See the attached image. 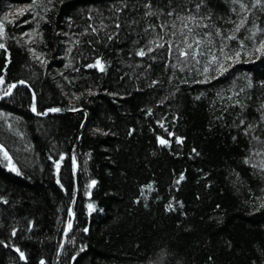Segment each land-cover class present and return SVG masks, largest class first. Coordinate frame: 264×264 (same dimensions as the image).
Wrapping results in <instances>:
<instances>
[{"label":"trees","instance_id":"16d2710c","mask_svg":"<svg viewBox=\"0 0 264 264\" xmlns=\"http://www.w3.org/2000/svg\"><path fill=\"white\" fill-rule=\"evenodd\" d=\"M32 3L0 0V91L20 78L40 108L90 110L75 170L95 181L94 207L77 195L78 237L58 264H264V152L248 149L253 132L264 139V0H35L16 11ZM186 43H199L196 57L181 55ZM237 50L217 75L209 55ZM28 96L19 86L0 101V145L21 170H5L0 149V264H53L69 215L71 162L54 183L46 155L70 158L82 113L38 118Z\"/></svg>","mask_w":264,"mask_h":264},{"label":"bare ground","instance_id":"6f19581e","mask_svg":"<svg viewBox=\"0 0 264 264\" xmlns=\"http://www.w3.org/2000/svg\"><path fill=\"white\" fill-rule=\"evenodd\" d=\"M22 8H24V7H22ZM16 11H17V9H16ZM186 30H187L186 27H181L179 29L180 33H183ZM259 31H260V27H256L255 34L256 33L259 34L258 33ZM31 45H32V47H34V44H31ZM250 45H253V42H250ZM34 51L38 52L37 49L34 50ZM194 51H195L194 47H189V49L187 50V52L189 54L193 53ZM20 81H27V80L18 78L16 80H12L10 83H8V85L9 84H14L15 87L9 89L8 86H6L4 91H0V101L4 100V99L6 100L13 93L14 89H16L17 87L23 86L24 88L27 89L28 95H29L28 96L29 97V102H28V105H27L28 107L27 108H28L30 113H32L34 116H36L38 118H44L46 116L51 117V116H53L55 114L75 113V112L82 113V119L80 120V124H79V126L77 128L76 135L74 137V141H73L72 146L70 148L71 149V151L69 152V157L70 158H66V156H67L66 153L67 152H66L65 149H59V148L55 149V151H53V152H48L47 155H46V160L49 163V168L50 169L53 168L52 169L53 170V175L52 176L54 177V183H57V182L63 183V181L61 180L59 175H57V173L59 171V169H57V167H56V161L57 160L61 161L59 166L62 165L63 168H65V165H67L69 162H71L70 163L71 167L72 168L74 167L73 171H75V172L72 173V177H73L72 182H71L72 183V187H71L72 194H71L70 197H67L68 201L71 199L70 200L71 202H70V205L68 207L69 215H68V218H67V223H66L67 225L66 226H68L69 225V221H71V229L69 231H67L66 233H64L65 229H66V228H64V230L62 231L61 235L59 236V239H58V242H57V244L60 245L59 248L62 246V248H63L62 251H63L65 249V245L67 243H69L68 242V239H69L68 236L69 235H71V237H72V236H75V234H76L75 237L76 238L78 237L79 230H75L74 231L75 234H73L71 232L72 228L74 227L73 225H74V219H75V208H76L77 195L79 193H81L83 195L82 197H83L84 201L86 202L85 204H87V206H89L91 204L92 207H94V202H95L94 200L91 199V197H92L93 190L96 189V186H95L96 183L93 184L92 183L93 180L91 181L89 176L85 177L84 173H83L84 177H82V179L78 181V177H77L76 170H75L76 164L79 163V161L81 160L80 154L76 151V149H77L78 143H79V141L81 139L82 132L86 128V126H87V124L89 122L90 110L88 108L82 106V105L76 106V104L73 103L72 100L68 101V105L67 106H64V105H61V104H54V105H45V106H42L40 108V107L37 106V91L34 89V87L28 81H27L26 84L25 83H20ZM60 82L62 83V85L64 84L62 81H60ZM1 89H2V87H1ZM80 95H82V94L79 93L78 96H80ZM33 104H35V106H36V111L32 110V105ZM53 108L59 109V111H49V109H53ZM257 117H258V119H260V122H261L262 121L261 118L264 119V110L258 111L257 112ZM21 118H23L22 115H21ZM243 119L244 118H242V120ZM15 120L17 121V120H19V118L14 116L13 121L16 122ZM260 125H263V123L256 122V126H260ZM16 132L18 133L17 134L18 137L21 135L20 142L22 143L23 148H24L20 152H23L25 150L27 151L31 147V142L29 143V141H27V140L25 141V138H23V136H24L22 134V132H24L23 128L21 127V128L16 129ZM250 140L252 141V143H251V145H250V147L248 149H252L253 148L254 151H255L253 153L254 155L257 152H261V151L264 152V139L259 138L258 135L256 134V132L252 133ZM6 146H7V148H9L8 145H6ZM15 151H16V153L19 156L20 155L19 149L15 150ZM73 157H75V163L73 162ZM18 158H19V160H21L20 157H18ZM21 162H22V160H21ZM1 163H2V166H3V168L5 170H10V171H12L14 173H18V172L21 171L20 168H19V165L16 164V162H15V166H16L17 169H19V171H13L11 168H9L8 167V162H1ZM41 168H43V167H40V169ZM263 191H264V187H263ZM81 209H82V212L84 213L83 206L81 207ZM71 210H74L73 220L71 219V216H70V211ZM85 229L86 228H84L83 230L85 231ZM72 245H73V247L76 246L77 250H78L79 247L82 244H80L79 241L76 240V241H74V243ZM59 256L61 257V255H59ZM56 257H57V255H56ZM56 257L54 259L53 264H55V263L58 264V261H59L60 257L57 260H56ZM44 262H41V263H44Z\"/></svg>","mask_w":264,"mask_h":264},{"label":"snow or ice","instance_id":"6c2138e0","mask_svg":"<svg viewBox=\"0 0 264 264\" xmlns=\"http://www.w3.org/2000/svg\"><path fill=\"white\" fill-rule=\"evenodd\" d=\"M203 2H204V0H201V3H203ZM260 2H261V0H257V3H260ZM35 7H36V3H35V0H33V3L30 4V5H28L27 8H21V9H18L17 11H18L19 14L23 15V13H24L26 10H34ZM196 7L199 8L200 5H196ZM117 11H119V9H117ZM13 19H14V18H13ZM45 19H47V17H45ZM189 19H190V20H195L196 17L190 15V16H189ZM116 23H117V25H118L119 22L117 21ZM161 27H163V25H161ZM184 27H188V25L185 24ZM3 30H4V21L0 20V33H3ZM218 31H219V30H218ZM231 38H232V37L229 36V37H225L224 39H231ZM187 39H188V38L185 37V41H187ZM198 40H199V37H197V41H198ZM240 43H241V45H243L244 42L241 41ZM185 46H186V47H192L193 45H188V44L186 43ZM194 46H195V48H196L197 51L191 53V55H192L193 57H196V56H197V53H198V51H199V47H200V45H199V43H195ZM0 47H3V45H0ZM169 51H171V48H169ZM209 51L211 52V50H209ZM223 51H224V49L222 48V49H221V52H223ZM255 51L259 52L260 54H264V40H260V41L255 45ZM139 54H140V55H144V50L141 49ZM248 54H249V55H252L253 53L249 52ZM181 55L187 57V56L189 55V53L186 52V51H184L183 49H181ZM239 57H240V51H238V50L235 51L234 54H232V55H228L227 53H225L223 59L218 58L217 55H211V54L209 55V59H210V61H212V62L216 65V67H215L214 70L216 71L217 75H220L221 73L225 72V71L227 70V66H230V65H227V66H226V62H227V61H232V62L234 63L237 59H239ZM95 65H96L97 67H99L101 70H104V67H103V64H102L100 58H97V59H96V61H95ZM210 67H211V65H205V67H204V72H205V73L209 72ZM211 78H212L211 76L208 77V79H211ZM3 82H4V78H3L2 76H0V83H3ZM20 83H25V84H26L27 81H20ZM261 83H264V81H262ZM13 87H15L14 84H9V85H8V88H9V89H11V88H13ZM236 103H239V101H236ZM262 107H264V105H262ZM32 110H33V111H36V106H35V104L32 105ZM49 111H59V109H55V108H53V109H49ZM148 111L150 112L151 109H149ZM161 123H162V122H161ZM242 123H243V121H242ZM98 131H99V130H98ZM245 131H247V129H245ZM158 139H159V142H160L161 144H168V143H170V141L166 140L164 137H159ZM176 139H177L178 141H182V140H183V137H177ZM0 149H4V146H3V145H0ZM3 154H4L5 157L8 158V162H9V163H8V167L11 168L13 171H19V169L16 168L15 164H13V163L11 162V157L9 156V154H8V152H7L6 149H4ZM73 162L75 163V157H73ZM60 163H61L60 160H57V161H56V167H57V169H59V165H60ZM182 175H183V174H181V177H182ZM92 183L94 184L95 181H92ZM0 199H3V198L0 197ZM91 207H92V205L90 204V205H89V208H91ZM70 226H71V221H69V227H70ZM85 231H87V229H85ZM13 232L15 233V229H13ZM17 251L20 252V256H21V258H24V253H23L22 251H20L19 248H17Z\"/></svg>","mask_w":264,"mask_h":264},{"label":"water","instance_id":"95a60500","mask_svg":"<svg viewBox=\"0 0 264 264\" xmlns=\"http://www.w3.org/2000/svg\"><path fill=\"white\" fill-rule=\"evenodd\" d=\"M73 169H74V167H73ZM73 172H75V171H73ZM70 216H71V219L73 220V217H74V210H71L70 211ZM71 229V226L69 227V225L68 226H66V229H65V232L64 233H66L67 231H69ZM62 246L59 248V251H58V253H57V257H56V260L60 257L59 255H61V253H62ZM56 264V263H55Z\"/></svg>","mask_w":264,"mask_h":264},{"label":"rangeland","instance_id":"374dc122","mask_svg":"<svg viewBox=\"0 0 264 264\" xmlns=\"http://www.w3.org/2000/svg\"><path fill=\"white\" fill-rule=\"evenodd\" d=\"M9 163V162H8Z\"/></svg>","mask_w":264,"mask_h":264}]
</instances>
